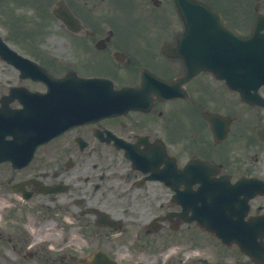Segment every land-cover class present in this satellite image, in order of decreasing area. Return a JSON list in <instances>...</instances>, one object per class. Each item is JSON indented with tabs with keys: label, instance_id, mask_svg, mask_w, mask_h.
I'll return each instance as SVG.
<instances>
[{
	"label": "flooded vegetation",
	"instance_id": "obj_1",
	"mask_svg": "<svg viewBox=\"0 0 264 264\" xmlns=\"http://www.w3.org/2000/svg\"><path fill=\"white\" fill-rule=\"evenodd\" d=\"M100 5L84 0L73 10L80 28L77 36L70 37L71 60L47 61L37 49L3 37L12 49L37 60L55 76L74 72L100 76L108 82L97 87L103 93L121 86L133 91L131 108L113 114L93 108L96 116L50 137L28 160L36 132L31 114L40 103L29 92H45L48 85L23 76L24 62L0 42V155H16L15 162L0 161V264H83L78 259L98 249L119 263L228 264L227 248L220 243L214 244L219 247L216 253L196 255L194 249L210 245L213 236L194 221L177 231L168 224L163 233L152 227L156 222L160 226V213L172 197L174 210L181 209L176 205L180 201H197L207 218L218 208L213 180L247 177L264 186V107L243 101L238 91L219 79L218 73L230 68L213 62L212 47L207 45L200 47L207 67L176 83L184 75L175 49L178 22L159 19L149 32V12L144 11L118 32L106 29L111 21L101 19ZM236 8V19L223 20L243 33L242 6ZM61 47L68 46L56 48ZM193 48L197 54L198 47ZM31 68L34 73L38 70ZM164 82H175L170 88L177 94H164ZM22 100L35 107L21 113ZM110 102L104 99L101 104ZM160 149L178 165L167 178L189 199L174 196L160 181V167H169L160 164ZM195 156L206 161L205 189L199 188L202 173L180 169ZM248 216L264 217V194L250 200ZM42 233L47 242L37 243ZM186 240L190 243L181 245ZM120 248L130 254H121Z\"/></svg>",
	"mask_w": 264,
	"mask_h": 264
},
{
	"label": "rangeland",
	"instance_id": "obj_2",
	"mask_svg": "<svg viewBox=\"0 0 264 264\" xmlns=\"http://www.w3.org/2000/svg\"><path fill=\"white\" fill-rule=\"evenodd\" d=\"M33 1H38L36 4H39L41 6L40 11L45 15L46 0H5L1 4V6H3L2 11H4V13H3L4 19H6L8 17L6 14H16L14 19H15V21H17V23L20 22V26L24 27V30L27 29L28 26L30 28H32V30H34L33 26H36V24H35V22H36L38 24V27L36 28L37 35H40L42 37L56 36V37L61 39L62 45L64 47H65V45L67 46L68 35H66L61 29H59L56 21H54L53 23H50V20L47 19L46 15L44 16V18H42V16L38 13L36 6L31 7L34 5V3H32ZM261 10H264V2L261 4ZM32 22H33V25L31 24ZM5 27L6 26L4 23L3 28H5ZM51 225H53V224H51ZM22 227H24V226L22 225ZM25 227H26V225H25ZM42 232H44V231H42ZM40 237H43V235L41 234ZM74 238H77V237L75 236ZM37 240H40V238H37ZM100 242H102V241H100ZM208 245L202 246L203 248L201 249V252H200V249H198L197 252H199V253H210V252H212L213 253V249L215 247L210 246V245L208 246ZM42 251H43V254H45L44 252H46V251H44V250H42ZM231 252H233V251H231ZM120 253L123 255L130 254L127 250L122 249V248H120ZM233 253H236V252H233ZM236 255H239V254L236 253ZM47 256H49V255H47ZM161 256H162V254H161ZM228 261L232 262V257H228Z\"/></svg>",
	"mask_w": 264,
	"mask_h": 264
},
{
	"label": "water",
	"instance_id": "obj_3",
	"mask_svg": "<svg viewBox=\"0 0 264 264\" xmlns=\"http://www.w3.org/2000/svg\"><path fill=\"white\" fill-rule=\"evenodd\" d=\"M177 4L178 11L180 12L182 18L187 23L188 28L191 26V21L194 19L193 14L196 13V8L193 9V6H200L192 0H175ZM204 10L203 7H199ZM200 11V10H197ZM210 11V10H208ZM215 14L213 15L212 20H214ZM210 19V18H209ZM264 28V18L259 19L255 24L254 30L250 36L245 38L235 37L238 43H240L239 52L242 56V61L244 63V71L247 72L248 68L251 66L250 62L254 59L258 63V67L263 69L259 73V76L264 80V33H260V29ZM240 58V57H239ZM241 59V58H240ZM257 69V68H256ZM258 71V70H257ZM101 258V257H98ZM107 261V262H106ZM102 264H115L113 261L105 260Z\"/></svg>",
	"mask_w": 264,
	"mask_h": 264
}]
</instances>
